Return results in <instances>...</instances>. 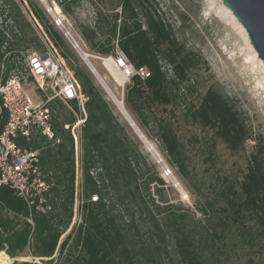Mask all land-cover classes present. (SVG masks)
Returning a JSON list of instances; mask_svg holds the SVG:
<instances>
[{
    "label": "trees",
    "instance_id": "obj_1",
    "mask_svg": "<svg viewBox=\"0 0 264 264\" xmlns=\"http://www.w3.org/2000/svg\"><path fill=\"white\" fill-rule=\"evenodd\" d=\"M4 1L12 3L0 23V68L1 64L6 68L4 75L22 58V53L43 47V31L87 98L82 126V186L87 199L84 223L58 264H165L158 255L156 241L164 242L169 236L176 264H236L241 251L251 256L247 261L253 263L255 255L264 254V135L253 131L236 99L213 87L202 95L197 92L191 73L206 63L178 41L153 0H89L93 20L78 21L76 30L94 55L115 58L120 50L134 68H144L149 73L128 79L121 98L123 106L147 139L158 140L185 180L193 176L174 121L177 113L184 123L210 132L214 141L221 142L231 154L244 152L247 143L252 142L243 168L232 178L224 179L208 193L192 189L198 200L196 211L204 217L197 221L195 230L189 229L184 215L173 209L161 216L162 208L172 206L162 207L149 191L153 183L162 185V179L144 178L146 161L138 137L127 134L102 89L51 17L31 1L25 8L26 16L12 0ZM56 1L64 15H73L80 3ZM6 18L17 29L4 26ZM70 103V111L63 102L53 104V127L59 143L37 134L27 143L39 149L46 172L44 180L50 186L46 193L50 209L33 210L32 232L24 219L28 214L25 202L9 187L0 186V251L12 258V264H33L18 258L28 249L40 260L52 256L63 228L70 222L74 199L73 139L64 128L75 120L76 106ZM91 169L96 170V175H90ZM153 190L158 193V187ZM91 196L96 197L94 201ZM141 223L147 227L143 233L147 239L136 248L133 239L142 230ZM1 260L5 263L7 259ZM52 261L49 259L47 264Z\"/></svg>",
    "mask_w": 264,
    "mask_h": 264
},
{
    "label": "rangeland",
    "instance_id": "obj_2",
    "mask_svg": "<svg viewBox=\"0 0 264 264\" xmlns=\"http://www.w3.org/2000/svg\"><path fill=\"white\" fill-rule=\"evenodd\" d=\"M29 1L37 4L50 17L51 15L45 9V4H48L51 7H54V5L57 4L56 0H12L23 14L26 12L25 8L29 6ZM153 1L156 3V7L163 15L164 19L173 27L178 41L184 44L188 50L198 54L206 63L200 64L193 69L191 73L192 80L197 83V92L202 95L209 87H213L219 90L222 94L236 99L242 111L246 114L253 131L264 135V64L257 57V53L250 44L244 28L236 21L230 11L220 0ZM7 3L9 5L6 4L4 0H0V13L3 11V14L0 15V23L4 19L8 6L12 5L11 2ZM59 13L63 18L65 27L68 29L78 47H73L70 40L64 36L56 25L55 26L66 40L69 41L78 60L91 73L82 56L83 53H87L90 58L89 60L96 71L104 78L105 82L115 93L117 98L121 100L124 87L128 83V80L125 78L122 85L118 84L102 65L103 59L109 57H98L94 55L80 39L76 30L78 21L85 22L87 20H93L94 12L89 0H80L73 15H64L61 13V10ZM3 25L13 27L14 30L17 29L9 18H6V22ZM111 58L114 59V57ZM165 67L167 68L168 66ZM92 76L94 77L96 84L102 89L96 77L93 74ZM24 89L31 99L36 102L37 95L34 85L31 83L25 84ZM102 93L110 104L113 113L125 125L128 132L127 134H134L137 136L134 129L128 124L116 105L109 100V97L103 89ZM196 96L197 94L194 93V98ZM63 104L66 107V111L71 110L70 102H63ZM55 113L56 111L54 110V118ZM174 121L179 130L180 139L184 145L185 155L188 161V169L191 172L193 179L189 180V178H187V180H185L179 175V172L175 166L171 164L165 151L155 137L150 139L146 138L151 144V147L155 152L154 154L153 151L148 150L147 145L137 136L140 141L139 148L144 154L146 161L144 178L156 176L160 177L163 181L162 185L156 186L153 185L154 183L151 184V189L149 191L150 196L157 199V203L162 205V207L172 206L170 209L162 208L160 210L161 216L167 215L169 210L173 209L176 213L184 215L185 225L189 229H193L197 228V221H203L204 217L200 212L196 211L198 200L196 192L192 189L198 188L202 192L208 193L210 189L216 188L218 183L222 182L224 179L232 178L243 168L245 163L244 158L246 157L252 142L250 141L247 143L244 152L231 154L221 142L214 141L210 132L202 130L198 126L184 123L179 113H177V118H175ZM41 144L45 145L43 141ZM83 155L84 153L82 149V161L81 163H78L76 169H74V186L79 191L81 187L83 189ZM159 158L171 172L176 183L179 184L178 187L174 185L173 178L171 180V177L166 175L165 171L158 163ZM41 169L42 173L46 174L42 164ZM90 175H96V170L91 169ZM157 187L158 193L153 190H156ZM145 195H147V193H145ZM145 197H147L146 199L149 201L148 196ZM139 225H141L142 230L139 234H135L133 239L135 240L136 248H138L141 241L147 239V236L143 235L147 227L142 225V223ZM72 229L73 227L71 228L70 222L67 227L63 228L52 264L59 263L57 261L59 260L60 254L66 247H62V245L64 242L68 243L72 239ZM129 229L130 232H134L132 227H129ZM151 230L152 229H150V232L152 233ZM153 240L156 241V238L154 237ZM156 243V247H159L158 255L163 262L165 264H176V255L171 251L173 248L172 237H166L164 242L156 241ZM157 252L158 250L156 253ZM30 253H32V251H30ZM239 254L240 259L236 264H264V254L259 256L255 255L253 263H248L247 259L251 256L246 255L244 251L239 252ZM18 258L27 260L33 264H47V261L49 260V258H42V260L35 258L32 260L30 259V254L27 250L22 256H18Z\"/></svg>",
    "mask_w": 264,
    "mask_h": 264
},
{
    "label": "built area",
    "instance_id": "obj_3",
    "mask_svg": "<svg viewBox=\"0 0 264 264\" xmlns=\"http://www.w3.org/2000/svg\"><path fill=\"white\" fill-rule=\"evenodd\" d=\"M44 1V0H40ZM45 4L46 11L51 15L54 25L66 36L73 47H78L63 23L61 14ZM43 47L30 49L22 53V58L7 70L3 64L0 68V186H7L13 190L26 204L28 214L24 218L34 230L33 210L46 212L50 209L46 200L49 184L44 180L41 169L40 151L27 143L39 134L53 143H59L55 136L53 121V104L59 102H73L76 106L75 120L72 124H65L64 128L70 131L73 139L74 169L82 161V126L86 120V96L82 93L74 73L66 65L57 48L46 34L40 33ZM4 48V47H2ZM115 62L123 72L126 80L133 75L148 76L144 68H134L120 50L116 51ZM31 83L35 87L37 101L34 102L24 89V85ZM158 163L167 176L171 172L159 158ZM175 186H179L173 178ZM75 183V179H74ZM83 189L80 191L74 186L72 216V238L84 223L85 203ZM96 197L91 196V201ZM60 239V237H59ZM72 240V239H71ZM71 240L66 243L65 250L60 254L63 257ZM57 246L49 259L54 258ZM30 259V249L27 250ZM6 257V262L1 260ZM0 264H12V258L0 251Z\"/></svg>",
    "mask_w": 264,
    "mask_h": 264
},
{
    "label": "water",
    "instance_id": "obj_4",
    "mask_svg": "<svg viewBox=\"0 0 264 264\" xmlns=\"http://www.w3.org/2000/svg\"><path fill=\"white\" fill-rule=\"evenodd\" d=\"M222 4L230 11L236 21L244 28L248 40L253 49L257 53V57L264 64V0H220ZM94 75L96 69L87 65ZM97 74V72H96ZM95 76V75H94ZM123 107V102L120 100ZM125 119L128 124L134 129L139 139L152 150L151 144L134 123L130 115L123 107ZM154 152V151H153ZM155 154V152H154Z\"/></svg>",
    "mask_w": 264,
    "mask_h": 264
},
{
    "label": "bare ground",
    "instance_id": "obj_5",
    "mask_svg": "<svg viewBox=\"0 0 264 264\" xmlns=\"http://www.w3.org/2000/svg\"><path fill=\"white\" fill-rule=\"evenodd\" d=\"M56 11H60V8L58 7L57 4L54 5V8ZM226 11V10H225ZM227 12V11H226ZM231 17V16H230ZM83 53V52H82ZM84 61L86 62L87 65L91 64L92 67H94L91 63V61L89 60V55L87 53H83L82 54ZM102 65L103 67L106 69V71L111 75V77L118 82V84L122 85L125 79V76L123 74V72L121 71V69L119 68L118 64L115 62V60L111 57L109 58H105L102 61ZM97 72V71H96ZM94 73L98 83L100 84V86L102 87V89L106 92L107 96L109 97V100L112 101L116 107L118 108V110L122 113V115L125 117V114L123 112V107L120 104V99L117 98V96L115 95V93L111 90V88L107 85V83L105 82L104 78L101 77V75L97 72ZM146 144V143H145ZM148 148V145H147ZM150 150V149H148ZM152 151V150H150ZM166 176V175H165ZM170 178V177H169ZM168 178V179H169ZM172 180V178H170ZM169 179V180H170ZM184 194V193H183Z\"/></svg>",
    "mask_w": 264,
    "mask_h": 264
}]
</instances>
